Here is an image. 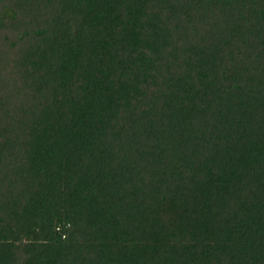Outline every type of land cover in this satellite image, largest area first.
I'll return each mask as SVG.
<instances>
[{
	"label": "trees",
	"instance_id": "obj_1",
	"mask_svg": "<svg viewBox=\"0 0 264 264\" xmlns=\"http://www.w3.org/2000/svg\"><path fill=\"white\" fill-rule=\"evenodd\" d=\"M0 264H264V0H0Z\"/></svg>",
	"mask_w": 264,
	"mask_h": 264
}]
</instances>
